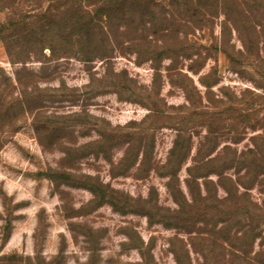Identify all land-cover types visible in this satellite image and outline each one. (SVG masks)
I'll list each match as a JSON object with an SVG mask.
<instances>
[{"label":"rangeland","instance_id":"1","mask_svg":"<svg viewBox=\"0 0 264 264\" xmlns=\"http://www.w3.org/2000/svg\"><path fill=\"white\" fill-rule=\"evenodd\" d=\"M0 264H264V0H0Z\"/></svg>","mask_w":264,"mask_h":264}]
</instances>
